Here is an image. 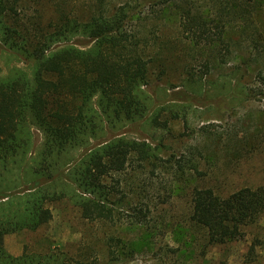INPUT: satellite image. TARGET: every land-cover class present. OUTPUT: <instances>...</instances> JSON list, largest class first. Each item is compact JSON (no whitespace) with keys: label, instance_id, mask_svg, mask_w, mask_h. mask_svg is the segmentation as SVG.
I'll return each mask as SVG.
<instances>
[{"label":"trees","instance_id":"trees-1","mask_svg":"<svg viewBox=\"0 0 264 264\" xmlns=\"http://www.w3.org/2000/svg\"><path fill=\"white\" fill-rule=\"evenodd\" d=\"M29 1L40 2L0 0V48L24 63L11 65L4 73L0 69V264H65L62 255L14 256L4 246L6 234L36 229L49 221L46 199L66 196L82 219L106 227L108 231L101 235L106 254L118 242L124 248L120 252L132 255L141 245L157 243L158 235L162 238L171 231L184 245L199 234L198 253L204 255L208 246L232 241L242 228L257 222L264 213V183L233 190L206 185V173L196 163L191 166L196 178L190 173L189 178L183 177L187 175L183 169L176 175V181L181 176L194 184L185 193L187 205L167 218L184 186L172 182L162 186L164 192L157 187V200L152 203L142 183L133 185L137 172L157 177L163 145L125 137L124 131L102 135L117 123H167L157 115L167 106L156 102L145 88L154 68L157 74L165 73L179 54L171 39L157 41L160 17L171 11L187 41L184 46L204 57L200 74L186 69L187 82L199 87L211 68L226 62L217 52L230 43L235 23L239 30L254 33L258 0H211L217 9L214 16L207 0H52L50 15H43L38 7L26 13L23 8ZM149 14L157 20L147 26L141 20ZM239 72L226 80V95L210 82L218 88L213 92L216 102L248 96L239 77L232 78L241 76ZM257 76L260 87L252 97L263 101V109L262 123L256 121L255 127L264 133V71ZM172 104L175 109L177 103ZM175 111L172 117L180 115ZM32 126L43 136L35 154L39 160L49 157L50 162L26 178L23 160L32 146ZM247 132L250 137L255 133ZM90 138L97 141L90 144ZM81 147L85 148L82 153L73 157L70 152ZM180 158L175 162L181 169ZM49 166L56 177L50 178ZM17 183L24 184L19 191L14 188ZM123 224L138 232L139 247L116 236L115 230Z\"/></svg>","mask_w":264,"mask_h":264},{"label":"rangeland","instance_id":"rangeland-1","mask_svg":"<svg viewBox=\"0 0 264 264\" xmlns=\"http://www.w3.org/2000/svg\"><path fill=\"white\" fill-rule=\"evenodd\" d=\"M204 1L197 0L196 3ZM207 1L210 4L211 15L214 16L217 9L211 0ZM258 2L259 10L253 15L256 28L254 33L250 34L249 30H239L235 27V23V26L230 28V43L226 48L222 47L219 53L217 52V55L226 62L217 63L207 75L203 74L205 76L198 84L199 87L187 82L186 69L195 75L200 74L203 71L201 63L204 57L197 54L196 50L193 51L190 47L184 46L187 41L177 29L171 11L164 18L160 17L157 21H160V26L155 32L157 41L171 39L176 56L177 52L179 54L165 73L157 74L155 67L156 70L149 75L145 88L148 93L156 97V102L161 101L167 106L157 113L159 119H167V123L165 126L162 125L163 122L156 124L146 121L139 125L128 124V122L117 123L113 128L107 127L102 135L106 138L124 131L125 137L145 139L152 145L160 142L163 145L158 152L161 160L155 170L157 177L150 178L145 173L137 172L138 176L133 185L142 183L145 186L143 193L148 194L152 203L157 200L159 190L157 187H160V192H164L162 186L172 182L184 186L182 196L175 197L172 210L166 215L167 218L171 214L179 213L187 205L185 193L194 182L183 179L181 176L180 180L176 181V175L183 169L187 174L183 177H188L190 173V176L194 178L196 174L191 169L192 163H196L198 169L206 173L204 178L206 185L233 190L243 185L255 186L264 183V133L256 132L255 125L256 121H258L257 125L262 123L263 101L252 97V93L260 87L257 82V72L264 71V0H258ZM25 5L23 9L26 13H34L35 7H38L37 9L43 15H50L53 12L52 0H40L37 4L29 1ZM80 6L78 3V7ZM23 13L21 12L20 16ZM156 20L157 18L149 14L141 22L148 23L147 26H150ZM183 64L188 67L186 65L184 67ZM11 65L24 66V63L17 61L14 55L0 48L1 72H6ZM235 71H240L241 76L238 74L239 76L234 75L232 78L239 77L244 85L242 90L246 91L248 96H244L241 101L239 100L240 102L234 99L231 101L230 97L216 102L217 98L213 92L219 88L218 90L221 89L223 95H226L229 87L226 86V80L230 75L235 74ZM210 82L216 83L218 88L213 87ZM173 102L177 103L174 107L180 113L176 117H172L171 114V111L176 112L170 107ZM245 130L255 133L250 137L245 134ZM31 134L32 146L23 160L24 166L27 167V173L24 175L26 178L37 169H45L47 162H50L49 157L39 160L35 154L42 146L41 132L32 126ZM95 140L97 141L90 138V144L95 143ZM84 149L77 148L70 153L73 157H77ZM179 155L182 156L180 162L184 164L181 169L175 162V158ZM49 169L52 174L50 178L56 177L52 166H49ZM44 176L47 175L44 174ZM45 179L42 177V180ZM23 185L17 183L14 188L17 187L19 191ZM44 205L51 211V218L47 223L36 229H23L4 236V246L9 253L14 256L37 254L42 257L43 255L58 257L62 255L65 264H264V213L255 224L242 228L240 234L232 241L208 246L204 255L198 253L199 234L189 244L184 245L176 241L173 233L168 231L162 235V238L158 235L157 243L152 242L149 246L139 247L137 246L140 245L138 232L126 229L123 224L115 230L116 236L134 241L135 245L132 246L140 249L129 255L118 250L124 249L119 248L118 242L116 245L112 244V253L106 254L103 251L101 235L108 229L101 227L100 223H91L82 219L77 208L66 196L46 199ZM156 214L154 213L153 216ZM164 243L176 250H170L163 245Z\"/></svg>","mask_w":264,"mask_h":264}]
</instances>
